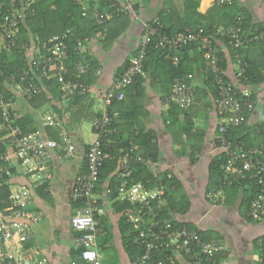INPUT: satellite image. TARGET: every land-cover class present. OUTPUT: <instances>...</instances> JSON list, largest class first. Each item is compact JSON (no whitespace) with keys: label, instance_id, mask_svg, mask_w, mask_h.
I'll use <instances>...</instances> for the list:
<instances>
[{"label":"built area","instance_id":"obj_1","mask_svg":"<svg viewBox=\"0 0 264 264\" xmlns=\"http://www.w3.org/2000/svg\"><path fill=\"white\" fill-rule=\"evenodd\" d=\"M37 0H8L6 10L0 24V56L3 52L15 49H30L28 44H21L19 34L25 12L35 14L33 4ZM114 7L108 17L118 12L134 10L131 1L122 4L119 0H109ZM233 0H213L212 5H223ZM0 8L3 3L0 2ZM95 17L98 23L103 22V14L97 8ZM239 22L229 27L220 26L215 31H207L204 27L197 30H186L173 34L162 33L159 16L153 17L145 24L144 32L136 54L129 59L126 70L117 78L107 91L105 104L108 108L114 99H123L124 90L133 83L138 75H145V61L149 44L157 36L156 46L166 50H181L189 45L197 44L204 51L208 61V69L214 75V84L218 99L216 109L219 113L218 141L228 160L225 166L226 181L232 183L237 180H256L260 189L258 196L250 202L249 216L257 221L264 220V148H246L230 139L227 134L231 128L240 126L246 121V111H251L256 105L252 89L243 85L237 87L219 73V60L215 49L218 38H225L234 47H243L253 41L264 40V29L259 33L247 34L244 39L242 26ZM75 35L71 29L63 34L54 36L38 49L30 66L23 72L21 78L12 77L15 91L21 93L27 100L34 99L45 89V81L58 79L60 82V96L63 102H70L76 95L89 93L90 86L82 76L93 71V65L88 58V45L77 39L76 59L72 60L69 41ZM177 59V57H176ZM71 64L67 65V61ZM250 64L240 60L237 71L239 82L248 81ZM208 69L206 73H208ZM101 73L100 68L95 69ZM71 75V76H70ZM70 76V77H68ZM0 77L4 71L0 62ZM195 99L194 88L183 77L176 78L172 93L164 99L165 103L176 102L183 110L189 111ZM117 116L118 114H114ZM113 120L108 113L94 124L98 130V138L87 153V170L78 173L70 192L71 201L76 204L71 219L73 229L77 235L75 244L81 249V263L72 264H101L97 250V238L101 218L105 210L100 205L95 194L101 170L106 160L115 156L106 150L103 135L108 132V126ZM42 128L53 127L60 135L61 142L56 139L44 138L41 130L21 134L18 116L14 113L12 98L5 97L0 83V181L5 174H10V153L2 150L1 142L12 148L18 162V168L26 175L31 183L42 184L44 179H51L50 161L53 151L63 148L65 157L75 153L76 147L67 129L65 119L56 111H47L42 116ZM151 158L127 151L118 157L116 170L117 184L115 189L108 188L107 193H116L117 197L131 205L124 214L126 221L131 223L137 232L134 241L143 247V252L134 264H147L157 251L163 255L159 264H179L177 254L187 257L195 264H223L217 258L226 252L225 244L218 241L204 239L198 231L189 230L186 226L173 225L171 221L159 219L160 212L165 205L168 187L160 179L156 186H149L150 181H136L134 173L137 164L151 163ZM31 183H12L10 185L9 203L0 208V264H50L47 257L31 255L27 243L33 235L34 226L39 224L44 214L33 207L35 193ZM222 191V190H221ZM216 192L218 201L224 202V195ZM211 194H208V198ZM162 222V225H161ZM263 252L258 256L257 264H264V236L259 238Z\"/></svg>","mask_w":264,"mask_h":264},{"label":"crops","instance_id":"obj_2","mask_svg":"<svg viewBox=\"0 0 264 264\" xmlns=\"http://www.w3.org/2000/svg\"><path fill=\"white\" fill-rule=\"evenodd\" d=\"M128 1L134 4L135 9L129 10V14L125 15L126 18L115 24L113 38L106 41L103 33L89 41L88 53L91 62H94L93 71H91L94 76H88V80L91 81L87 83L90 86V91L88 95L85 94L86 98L80 104L76 103L75 105L73 104L74 101L72 104L71 101L63 102L58 93L56 98L51 96V101L34 108L29 103L30 100L15 91L16 87L11 79L12 77L16 79L15 76L5 78L4 75L1 77V87L7 86L11 90V96L7 98H12L13 108L20 116L30 114L39 126L44 138L52 137L41 126L42 116L47 111H57L54 105L61 109L64 113L67 129L76 147L75 153L70 157H65L63 148H57L53 151L49 166L52 177L51 179H44L42 184L31 183V180L18 168V162L12 148H7L11 158L12 182L31 183L35 193L33 207L44 214L42 221L34 226L32 239L27 246L28 252L31 255L47 257L50 264H72V262L81 263L82 261L79 253L77 254L76 231L71 224L76 204L71 201L70 192L76 175L87 170V153L98 138V130L94 124L97 120L102 119L105 113L109 114V107L107 108L105 104L107 91L122 74L120 71L123 70L125 64L136 54L145 24L160 11L169 10L184 14L186 8V0H119L122 4ZM195 1L193 0V2ZM212 1L199 0L198 11L205 14L211 7ZM236 1L239 7L251 14L254 24L264 28V0ZM99 2L100 0H80V3L86 8H89L90 5L97 8ZM124 24L126 27L122 29ZM31 25V30L36 32L43 27L44 21L42 18H38L33 20ZM121 29L122 32L118 31ZM32 35L33 33H31ZM1 40L2 35L0 33ZM218 44L217 51L223 56L224 75L237 87L243 86V83L239 82L237 78L241 57L238 58L235 53H232L224 41H220ZM36 49L32 45L27 51L31 59L35 55ZM261 51L258 48L253 49L251 55L264 64ZM96 68L101 69L100 74L95 73ZM262 70L264 72V67ZM49 81L51 80L45 81L44 91L47 89L46 83ZM146 82V93L142 99L144 113L140 115L138 123L146 130H153L156 133L160 152L159 160L154 162L151 159L152 162L149 165H152L156 173L167 171L169 177L173 175L180 180L183 185V190L180 192L186 194L190 202V207L186 213L176 214L175 218L183 226L187 227L188 224L197 228L190 229L187 227L189 230L198 231L199 229L210 232L209 235L214 237L211 241L225 244V254L219 255V260L222 259L223 264H257L258 256L263 252L259 238L264 236V220L257 221L249 218L248 212L245 213L244 207L241 206V195L231 203H221L214 196L216 192H209L207 187L209 164L214 157L223 152V148L217 139L219 113L216 109V99L211 88L205 83V74L202 70L195 72L190 81V84L196 88V95L194 104L188 112L193 120L195 130L205 132L204 147L198 152L192 148L187 139L180 143L176 142L174 133L170 129V119L167 112L169 105L165 103L164 98L169 96L171 87L163 83L161 85V83L152 82L150 78ZM250 88L255 93L256 105L253 110L246 114L245 122L251 130L257 129L258 136L263 135L262 138L259 137L261 141L254 140L253 148H264V81ZM78 108L82 110V113L79 116L73 115ZM178 117L180 120L178 125L181 126L186 121L185 112H180ZM110 132L111 130L108 129L107 133ZM11 168H15L14 173H12ZM114 180L116 182L117 178L115 177ZM154 185L156 186L155 182ZM109 186L111 185L107 179L101 191H96L95 194L106 214L104 216L105 223L99 227L97 238V250L101 264H134L142 253L135 258L129 250L127 251L120 224L121 216H125L124 213L128 209L123 212L117 210V204H121L123 201L118 197L115 199L118 203L112 201L106 191ZM219 193L224 195L221 190ZM208 194H211L209 198L207 197ZM164 203L163 210L168 206L167 197ZM228 215L236 219L239 218L241 226L246 229H234L231 234L230 231L228 234L221 224ZM242 215L244 216L242 217ZM246 219L254 220L256 224L251 225L250 228L245 224ZM109 248H116L118 255L107 259L104 254ZM176 257L179 264H195L180 254H177Z\"/></svg>","mask_w":264,"mask_h":264},{"label":"trees","instance_id":"obj_3","mask_svg":"<svg viewBox=\"0 0 264 264\" xmlns=\"http://www.w3.org/2000/svg\"><path fill=\"white\" fill-rule=\"evenodd\" d=\"M0 2L3 3V8H0L1 24L3 16L8 14V11L6 10L8 7V0H0ZM237 4L236 0L226 2L223 5L215 4L212 5L205 14H203L198 11L199 0H196L195 2H193V0H186L184 14L175 11L163 10L156 16H159L160 18L162 33L168 34L180 31L183 32L186 30H197L200 27H204L207 31H215L220 26L229 27L236 24L239 22V18H241V23L239 24L245 31L243 36L244 39L249 38L247 35L248 33H259L260 31H263V27L252 22L251 14L244 8L239 7ZM33 7L36 9L35 14L30 11L25 12L26 15L21 23V32L19 34L18 41L21 44H28L29 46L33 45L37 49L41 48L42 50V46L46 42H49L51 38L63 34L67 29H71L75 35V38L69 41V50L72 60H75L77 56L75 52L77 39L81 40L89 47V41L91 38L104 33V40L107 41L113 38L115 24L124 20L126 18L125 15L129 14V11H121L113 14L112 17H108V14L114 9L109 0H100L99 7H97L103 14L102 23H98L96 21L95 9L97 8L93 5L86 8L80 3V0H37L33 4ZM38 18H42L44 25L38 31L33 32L31 30V22ZM122 27L121 28L124 29L126 25L124 24ZM122 29L118 31L122 32ZM31 33H33L32 36ZM156 40L157 36L153 38V41L149 44L147 49L145 61L146 74L136 76L133 83L125 89V97L123 99H114L113 103L108 108L109 115L113 118V120L108 126L111 132H106L103 135V144L106 150L115 156V159L106 160L101 170L96 191H101L107 179L111 185L109 188L115 189L117 180L114 182V179L116 177V170L118 167V157L124 152L131 151L133 153L143 155L145 158L150 157L154 162L159 160L160 152L156 133L153 130H146L138 123L140 115L144 113V104L142 99L146 93V81L149 78L152 82H158L161 83V85L163 83L164 85L171 87L170 96L176 78L183 77L190 84L193 74L202 70L205 74V83L211 88L217 102L218 93L214 84V75L208 69V61L201 47L197 44H192L181 50H166L157 47ZM220 41H224L231 52L235 53L238 58L241 57V60H246L250 64L248 81H244L243 85L251 87L264 81V72L262 70L264 64L251 55L252 50L258 48L259 50H262L261 55L264 57V40L253 41L247 43L243 47H234L230 45L225 38H218L215 43V49L219 60V73L226 78L222 68L223 56L217 51L219 48L218 43ZM37 49L34 52L35 55H33V58L38 54ZM27 51H29V48L27 50L15 49L11 52H3L0 56V62L5 78L11 76H15L18 80L21 78L23 72L29 68L33 59H31ZM89 56L90 55L88 53V58ZM70 62L71 60L67 61V65L72 63ZM128 64L129 61L125 64L120 73H123L126 70ZM92 65L94 66L93 61ZM207 69L208 73H206ZM92 74L93 72L82 76L83 80L86 81V83H90L91 81L88 80V76H94ZM0 81H2L1 77ZM46 85L48 87L45 91L29 101L34 108L40 107L43 103L51 101L52 97L56 98L58 93L60 95V82L58 79L54 78L47 82ZM192 87L194 88L196 95V88L194 86ZM2 90L5 97L11 96V90L7 86H2ZM254 94L255 93H253V97L255 99ZM86 95H88V93ZM86 95H76L71 100V104L73 101V104L75 105L76 103L80 104V102L86 98ZM166 104L169 105L167 112L170 119V129L174 133L176 142L180 143L184 139H187L196 152L201 151L205 144V132L195 130L194 123L189 112L183 110L176 102H169ZM54 107L57 110L56 112L64 117L63 111L58 109L55 105ZM115 112L118 113L116 118L113 115ZM180 112H185L186 115V121L181 126L178 125L180 123L178 117ZM14 113L18 116V124L21 127V134H27L35 130H40L39 126L30 114L20 116L15 109ZM80 113H82V110L78 108L73 115L75 114V116H79ZM248 113L249 112L246 111V114ZM44 129L49 132L50 137L56 139L58 142H61L59 133L53 127H47ZM227 136L236 143H244L246 148H253L252 144L254 140H260L259 137L262 138L263 135L258 136L257 129L251 130L245 122L240 126L231 128ZM1 146L2 150H6L9 147L5 142H1ZM227 160L228 158L226 154L222 152L214 157L210 162L208 170V190L212 193L222 190L225 196L224 203H231L238 199V196L241 195V206L244 207L245 213H249L250 202L253 198L258 196L260 187L257 181L253 179L237 180L232 183L227 182L225 177V166L227 164ZM149 164L150 163L137 164L134 173L135 180L143 182L150 181L149 186L151 187L158 179L165 183L169 190L166 194L168 206L160 212L159 219L171 221L172 224L176 226H183V224L178 222L175 218L176 214L186 213L190 207L187 195L180 192L183 190L182 183L173 175H170L169 177V172L167 171L156 173L152 165ZM11 171L14 173L15 168H11ZM12 183L11 174H5L4 179L0 181V208L2 209L9 203L10 185ZM108 195L112 201L118 203V201L115 200L117 198V194L115 192ZM117 206V210L121 212L131 208V205L127 202H121V204L118 203ZM104 223L105 217H102L99 227L103 226ZM120 224L123 231L124 245L127 251L129 250L136 258L143 252V247L134 241L137 232L135 231L133 225L126 221V217L124 215L121 216ZM187 227L190 229H197L193 225L187 224ZM198 231L199 234L206 240L214 238L209 235L210 232L199 229ZM28 245L29 243H27V246ZM78 253L79 256H81V249L77 248V254ZM217 258L219 259L220 256L218 255ZM161 259H163V255L156 251L147 264H159Z\"/></svg>","mask_w":264,"mask_h":264},{"label":"rangeland","instance_id":"obj_4","mask_svg":"<svg viewBox=\"0 0 264 264\" xmlns=\"http://www.w3.org/2000/svg\"><path fill=\"white\" fill-rule=\"evenodd\" d=\"M241 214V213H240ZM244 215H242L243 217ZM225 218V217H224ZM102 219V218H101ZM216 219V218H215ZM239 219V218H238ZM236 219L235 217H232L230 215L227 216V218L224 220L223 219V223L222 226L224 227L225 231L229 234V231H230V234H231V231H233L234 229H246V228H243L239 222V220ZM245 224L248 225L250 228H251V225H255L256 224V221L254 220H250V219H246L245 221ZM245 226V225H244ZM246 227V226H245ZM116 254L118 255V250L115 248V249H107L105 251V256L107 259L113 257V256H116Z\"/></svg>","mask_w":264,"mask_h":264}]
</instances>
